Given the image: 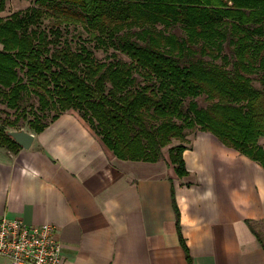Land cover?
<instances>
[{"label":"trees","instance_id":"obj_1","mask_svg":"<svg viewBox=\"0 0 264 264\" xmlns=\"http://www.w3.org/2000/svg\"><path fill=\"white\" fill-rule=\"evenodd\" d=\"M4 3L0 0V11ZM32 4L0 17V103L13 113L4 120L7 128L20 129L25 122L39 133L74 110L118 159L155 162L176 140L167 153L182 177L187 173L182 157L186 132L198 130L264 168V149L258 144L264 137V0ZM44 17L53 20L54 29L41 28ZM59 25L82 26L89 39L113 49L112 59L97 61L86 46L73 50L66 38L60 42ZM224 43L231 58L222 54ZM255 72L260 88L249 76ZM199 96L205 106L197 103ZM6 131L0 126V148L18 152L21 147ZM173 207L190 264L174 200Z\"/></svg>","mask_w":264,"mask_h":264},{"label":"crops","instance_id":"obj_2","mask_svg":"<svg viewBox=\"0 0 264 264\" xmlns=\"http://www.w3.org/2000/svg\"><path fill=\"white\" fill-rule=\"evenodd\" d=\"M26 130L27 149L0 148V217L55 226L60 264H189L173 200L190 264H264V168L211 133L186 132L179 177L168 148L118 159L74 110Z\"/></svg>","mask_w":264,"mask_h":264},{"label":"built area","instance_id":"obj_3","mask_svg":"<svg viewBox=\"0 0 264 264\" xmlns=\"http://www.w3.org/2000/svg\"><path fill=\"white\" fill-rule=\"evenodd\" d=\"M61 253L52 224L27 225L18 218L0 217V257L9 264H60Z\"/></svg>","mask_w":264,"mask_h":264},{"label":"rangeland","instance_id":"obj_4","mask_svg":"<svg viewBox=\"0 0 264 264\" xmlns=\"http://www.w3.org/2000/svg\"><path fill=\"white\" fill-rule=\"evenodd\" d=\"M31 5H33L32 0H5L4 9L0 11V17H7L15 11L24 10L25 8ZM54 27L55 26H54L52 19H49L47 17H44L42 19L41 28H45L46 31H48L50 28L54 29ZM59 28L61 31V36H60L59 41L62 42L63 39L66 38L67 43L71 46L73 50L78 49L79 45H84L92 52L94 58L97 61L102 62V61H109L112 59L111 53L113 52V49L110 46H107V47L100 46L96 41L89 39L88 33L82 26L80 25H77V26L59 25ZM172 31L178 34H182L181 30L178 28H175ZM48 34L50 35V37L52 36L51 32H48ZM222 54L226 55L228 58H231V52H230V47L228 43H224ZM117 55L119 58H122L123 60L128 61L127 57L122 56L121 54H118V53ZM217 62L220 63V60H217ZM249 76L252 79L253 85L257 88H260L261 87L260 81H259L260 73L255 72ZM196 101L200 106H205L207 104L203 96H199L198 98H196ZM29 102H31L30 105H32V108L35 109V107L37 106V102L35 98H31ZM51 114H52V111L46 112V119H49ZM7 117L11 119L13 117V113L11 110L6 109L2 103H0V126L5 127L7 130H13V129L7 128V126H5L4 124V120ZM21 125L24 126L21 128H24L26 130L25 122H20V126ZM15 130H18V129H15ZM258 140H259L258 144L264 149V137H260ZM176 144H178V141L172 140V143L169 146L164 147L162 151L166 150L171 145H176Z\"/></svg>","mask_w":264,"mask_h":264},{"label":"water","instance_id":"obj_5","mask_svg":"<svg viewBox=\"0 0 264 264\" xmlns=\"http://www.w3.org/2000/svg\"><path fill=\"white\" fill-rule=\"evenodd\" d=\"M6 134L24 149H27L33 140V134L29 133L24 128H20L18 130H7Z\"/></svg>","mask_w":264,"mask_h":264}]
</instances>
